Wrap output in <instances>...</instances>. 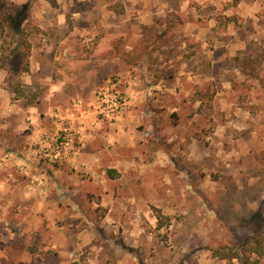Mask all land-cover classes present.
<instances>
[{
    "label": "rangeland",
    "instance_id": "374dc122",
    "mask_svg": "<svg viewBox=\"0 0 264 264\" xmlns=\"http://www.w3.org/2000/svg\"><path fill=\"white\" fill-rule=\"evenodd\" d=\"M263 231L264 0H0V264H240L211 254Z\"/></svg>",
    "mask_w": 264,
    "mask_h": 264
},
{
    "label": "trees",
    "instance_id": "16d2710c",
    "mask_svg": "<svg viewBox=\"0 0 264 264\" xmlns=\"http://www.w3.org/2000/svg\"><path fill=\"white\" fill-rule=\"evenodd\" d=\"M109 177L113 178L116 175L115 170H108ZM246 254H254L258 257H264V231L260 233L252 242L245 243L242 246V251L231 249H218L212 252V257L219 260H237L240 264H258V259L255 261H249Z\"/></svg>",
    "mask_w": 264,
    "mask_h": 264
},
{
    "label": "built area",
    "instance_id": "2783aa9c",
    "mask_svg": "<svg viewBox=\"0 0 264 264\" xmlns=\"http://www.w3.org/2000/svg\"><path fill=\"white\" fill-rule=\"evenodd\" d=\"M115 90L114 85H112V89L110 87L104 89L99 99L102 103H104V109L102 113L108 119H118L119 114L125 109L126 107V100L124 96L118 92H112Z\"/></svg>",
    "mask_w": 264,
    "mask_h": 264
}]
</instances>
